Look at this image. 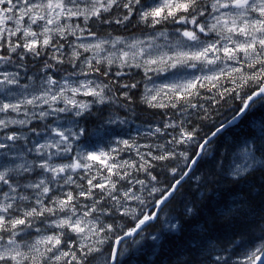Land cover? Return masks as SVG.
<instances>
[{"label": "snow or ice", "instance_id": "1", "mask_svg": "<svg viewBox=\"0 0 264 264\" xmlns=\"http://www.w3.org/2000/svg\"><path fill=\"white\" fill-rule=\"evenodd\" d=\"M129 25V36L108 31ZM141 27L148 34L136 35ZM29 64L37 67L31 75ZM231 93L246 99L228 124L264 103V0H0V264H122L124 238L169 201H183L189 178L205 187L208 215L196 255L189 250L173 264H264V184L213 201L206 185L218 181L193 177L228 125L197 139L192 118L207 119L202 102ZM134 104L172 113L137 132L163 133V143L81 124L98 106ZM217 168L233 184L255 172L264 178V144L246 147L227 171L222 161ZM203 210L184 205L185 217ZM165 226L180 230L167 219ZM217 230L228 243L213 256L217 247L204 241Z\"/></svg>", "mask_w": 264, "mask_h": 264}, {"label": "trees", "instance_id": "2", "mask_svg": "<svg viewBox=\"0 0 264 264\" xmlns=\"http://www.w3.org/2000/svg\"><path fill=\"white\" fill-rule=\"evenodd\" d=\"M147 30L141 27L135 30V34H147L149 32ZM108 31H112L113 35L129 36L132 29L131 25H129L127 31L113 26ZM28 67L30 70L32 68V73L37 70V67L32 64H29ZM136 79H139V77H136ZM228 87H231V85H228ZM251 91V88L247 89L246 94H250ZM246 94L231 93L225 97L217 96L215 101L202 102L207 109V119L203 118L204 112H200L198 116L192 118V126L199 129L197 139L210 135L215 130V127L231 119L243 106L242 100L246 99ZM110 116L113 118L119 116L122 119H126L127 123L109 125L106 120ZM169 118H174L170 111L165 113V110L148 109L146 105L134 104L129 110L116 105L108 107L101 105L93 110L92 116L87 121H81V124L93 133L100 129L101 135L104 129H110L113 134L119 133V136L124 139L137 138L139 144L143 145L145 143H163L167 137L163 133L157 134L155 137H137V132H146L149 125L154 129ZM262 121H264V103L256 101L238 120L237 124L227 127L212 140L209 145V155L201 159L193 169V177L199 176L206 180L215 179L218 181L206 185V194L213 201L219 199L221 195L232 199L233 196L230 193L238 195L242 189L246 191L249 185L264 184V178H262L260 172L253 173L247 183L233 184L230 181L235 178H226L217 168L218 163L222 161L224 169L227 171L229 163L235 160L236 153L240 152V148L245 143H250L256 148H260L264 144ZM168 131L171 132V130ZM90 139L93 142L97 141L95 135ZM112 139V135L104 137L99 146H104ZM185 148L190 154H194L196 151L195 148H189L188 146H185ZM257 154L260 155L259 152ZM122 155L124 158H135L134 153H122ZM168 166L170 167L171 165ZM139 178H143V176L141 175ZM182 191L185 193L183 201L179 197L173 199L165 204L161 210V213L167 210L165 213L168 217L167 220L170 219L173 223L178 222L180 230L176 232L168 230L165 226V215L162 216L160 214V217L150 222L140 234H136L126 242V250H122L124 255L120 258L122 264H173V261L178 256L189 250H193V255H196L194 251L196 243L200 240L204 220L208 215L207 202L203 205L200 202V197L205 194V187L200 186L194 178H189L183 184ZM261 191L260 188L256 189L257 193ZM253 196L256 197V193H253ZM256 198L258 199V197ZM253 202L255 203L256 200ZM185 203L203 207L204 210L195 217H185ZM260 203L264 204V201H260ZM145 210L149 209L146 208ZM117 222L125 223L119 220ZM131 226H133L131 223L126 224V227ZM120 234L122 235V233ZM153 235L158 236L159 239L154 241L152 239ZM211 236L213 239L205 240L204 243L217 247V251L212 253L213 256L222 254L221 248L228 243L223 230H217ZM241 251L243 250L241 249ZM105 252H107V247H105ZM229 252H231L230 248Z\"/></svg>", "mask_w": 264, "mask_h": 264}, {"label": "rangeland", "instance_id": "3", "mask_svg": "<svg viewBox=\"0 0 264 264\" xmlns=\"http://www.w3.org/2000/svg\"><path fill=\"white\" fill-rule=\"evenodd\" d=\"M148 34V33H147ZM136 35H141V34H136ZM21 70V73H22V75H25V73H24V70L23 69H19V71ZM32 74V72H28L27 73V75H31ZM59 78V77H58ZM94 78V77H93ZM246 147H251V146H242L241 148H240V152L239 153H236V155H235V162L236 163H239V162H241V160L243 159V156H244V149L246 148ZM167 212V210H165L163 213H162V216L163 215H165V213ZM168 217H167V214L165 215V219H167ZM124 250H126V244L124 245V248H123Z\"/></svg>", "mask_w": 264, "mask_h": 264}, {"label": "water", "instance_id": "4", "mask_svg": "<svg viewBox=\"0 0 264 264\" xmlns=\"http://www.w3.org/2000/svg\"><path fill=\"white\" fill-rule=\"evenodd\" d=\"M250 104H251V102H250ZM241 117H242V116H241ZM239 119H240V118H239ZM239 119H237V120H236L234 123H232V124H228V123H226V124H227L228 126H229V125L236 124V123L238 122ZM228 126H227V127H228ZM225 128H226V127H225ZM225 128H224V129H225ZM128 238H129V237H125V238H124V241H125L126 239H128Z\"/></svg>", "mask_w": 264, "mask_h": 264}, {"label": "bare ground", "instance_id": "5", "mask_svg": "<svg viewBox=\"0 0 264 264\" xmlns=\"http://www.w3.org/2000/svg\"><path fill=\"white\" fill-rule=\"evenodd\" d=\"M148 31V30H147ZM127 36V35H126ZM24 70V69H23ZM31 70H32V68H31ZM31 70H30V72H31ZM21 71V70H20Z\"/></svg>", "mask_w": 264, "mask_h": 264}]
</instances>
